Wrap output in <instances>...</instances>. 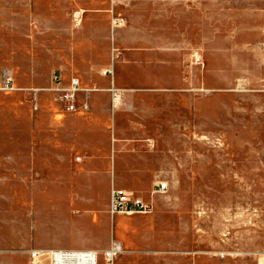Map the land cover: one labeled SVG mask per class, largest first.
<instances>
[{
  "label": "rangeland",
  "instance_id": "374dc122",
  "mask_svg": "<svg viewBox=\"0 0 264 264\" xmlns=\"http://www.w3.org/2000/svg\"><path fill=\"white\" fill-rule=\"evenodd\" d=\"M55 74L79 79L75 111L51 90ZM7 77L14 91L1 90ZM5 140L29 148L11 170L0 159V264L112 241L122 252L98 264H258L264 0L0 3ZM47 142L76 145L54 154ZM157 180L168 187L152 196ZM112 186L152 198V212L111 215Z\"/></svg>",
  "mask_w": 264,
  "mask_h": 264
},
{
  "label": "built area",
  "instance_id": "2783aa9c",
  "mask_svg": "<svg viewBox=\"0 0 264 264\" xmlns=\"http://www.w3.org/2000/svg\"><path fill=\"white\" fill-rule=\"evenodd\" d=\"M73 18L75 22H79L80 13L74 12ZM111 71L108 70V73ZM51 81L56 85L51 90L58 94L59 100L63 103L66 110L69 112L76 110V103L78 100V94L85 92L80 87L78 78H70L67 86L60 84L58 75H52ZM3 91H14L15 88L12 83V78L7 77L4 80V84L1 88ZM31 95H35L34 90H28ZM113 96L117 89L111 88ZM84 109H88V104L85 101L82 105ZM167 182L165 180H157L153 183L152 196L154 194H161L167 190ZM153 199H143L134 195L131 191H126L121 188H111L109 192V213L114 214H149L153 210ZM121 252V246L119 243L112 241L108 248L98 254L95 250L89 249H31L28 251L29 264H43L45 260H49L50 264H98L100 255L107 263H111L116 255ZM262 260L258 264H264V253Z\"/></svg>",
  "mask_w": 264,
  "mask_h": 264
},
{
  "label": "crops",
  "instance_id": "0c3cea01",
  "mask_svg": "<svg viewBox=\"0 0 264 264\" xmlns=\"http://www.w3.org/2000/svg\"><path fill=\"white\" fill-rule=\"evenodd\" d=\"M27 1L28 0H0V3L5 4V5H20V6H22V5L26 4ZM38 1H39V3L58 4L59 7L61 6V4H64V3L65 4H68V3L71 4V3L75 2V0L74 1L73 0H51V1L50 0H38ZM80 10L82 12H85V10H83V9H80ZM9 19H15V17H10ZM112 87L117 89L118 92L123 95V89H119V88H116L114 86H112ZM79 95H80V93L78 94V96ZM87 95H89V93H87ZM61 116L62 115L59 113L56 114L57 119H60ZM61 145H64V144H61L58 142L57 143H48V142L42 143V147H44L43 150L52 149L54 151V154H55L56 148H58V150H59ZM75 145L76 144L74 142H66V144L64 146L67 149H70V148H75ZM39 146H40V144L37 142L36 148L39 149ZM17 148L20 149V152L15 151V149H17ZM28 148H29L28 145L25 143L13 142L12 140H5L3 142H0V159L3 161V163L5 165H7L9 167L8 169L11 170V166H12V164H14V161H15V156L18 154L19 158H20L22 155H24L26 153ZM61 155H62V153H60V152L57 153L58 158L61 157ZM7 174L3 177L4 182L10 181L9 179L11 178V176L7 177ZM94 181H95L94 177L88 176L87 179L84 181L87 183V185H84L83 188H87L88 190L91 189ZM103 181H104V183H106V179L101 180L100 183H102ZM111 188H121V187L112 186ZM121 189H124V188H121ZM124 190H126V189H124ZM126 191H128V190H126ZM109 192H110V190H109ZM131 192H133V191H131ZM108 199H109V194H108ZM48 250H51V249H48ZM79 250H81V249H79Z\"/></svg>",
  "mask_w": 264,
  "mask_h": 264
},
{
  "label": "bare ground",
  "instance_id": "6f19581e",
  "mask_svg": "<svg viewBox=\"0 0 264 264\" xmlns=\"http://www.w3.org/2000/svg\"><path fill=\"white\" fill-rule=\"evenodd\" d=\"M81 11V10H80ZM82 12V11H81ZM79 250V249H78ZM122 252V251H121Z\"/></svg>",
  "mask_w": 264,
  "mask_h": 264
}]
</instances>
